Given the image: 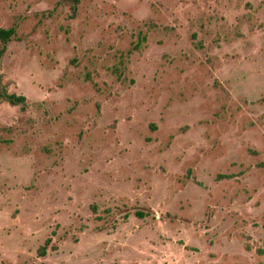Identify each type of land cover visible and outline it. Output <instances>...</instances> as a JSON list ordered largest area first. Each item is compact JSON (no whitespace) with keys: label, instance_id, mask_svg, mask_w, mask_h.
I'll list each match as a JSON object with an SVG mask.
<instances>
[{"label":"rangeland","instance_id":"374dc122","mask_svg":"<svg viewBox=\"0 0 264 264\" xmlns=\"http://www.w3.org/2000/svg\"><path fill=\"white\" fill-rule=\"evenodd\" d=\"M60 1L0 0V264H264V0Z\"/></svg>","mask_w":264,"mask_h":264},{"label":"trees","instance_id":"16d2710c","mask_svg":"<svg viewBox=\"0 0 264 264\" xmlns=\"http://www.w3.org/2000/svg\"><path fill=\"white\" fill-rule=\"evenodd\" d=\"M81 2L82 0H61L58 6L68 8L71 13L70 18L75 19L78 15ZM18 32L19 26L5 29L0 25V109L4 104H7L12 108H19L22 112H26L28 110L27 97L11 91V83L10 81L6 80V77L1 70L2 61L8 52L10 44L17 40ZM141 39L142 41L138 43L132 51H130L129 55H132L135 51H138L142 44L146 42L147 37L142 36ZM51 243L52 239L45 241L44 245H42L38 250L39 257L43 258L47 255ZM52 250H55V248H52ZM257 252L259 255L264 256V250L259 249Z\"/></svg>","mask_w":264,"mask_h":264}]
</instances>
